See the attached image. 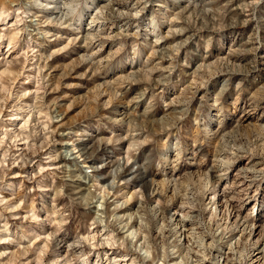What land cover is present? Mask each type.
Returning a JSON list of instances; mask_svg holds the SVG:
<instances>
[{"label":"rangeland","instance_id":"1","mask_svg":"<svg viewBox=\"0 0 264 264\" xmlns=\"http://www.w3.org/2000/svg\"><path fill=\"white\" fill-rule=\"evenodd\" d=\"M197 2L203 3L205 0ZM39 3L47 4L50 0H39ZM95 5L101 10L92 11L83 28L73 31L59 26L58 23H45L54 16L58 17L59 13L40 8L34 3L29 6L33 17L38 18L35 23H29L33 34H22L24 38L18 41L15 49L11 44L8 45V40L1 42L3 46L0 47V99L4 97V88H10L13 94L8 103L2 106L3 116L12 115L9 110L16 103V97H20L19 105L30 106L37 103L42 106L56 100V111L60 113L61 118L51 125L40 123L44 120V114L37 111L28 116L17 113L21 119L5 121L4 127L14 126L13 130L17 134L23 130L25 120L29 132L35 123L37 131L41 134L36 138L35 145L31 140L25 141L22 136L2 140L3 133L0 132V140L5 145L0 147V195L8 202L7 205L0 204V239L9 241L11 238L12 241H17L0 243V264H51L52 261H57L58 264H83L75 259L80 249H71L69 245L76 241L78 234L86 236L93 228L94 213L88 214L79 206L72 208L70 222L64 225V231L59 232L51 244L48 237L57 230V211L63 212L68 204L65 197L57 196V189L64 185L65 192L69 194L87 196L92 189V181L84 176L82 168L74 163L72 155L51 162L55 166L48 167L43 173L38 166L41 158L53 149L56 152L65 150V141L70 146L71 133L74 131L91 132V138L81 141L77 147L87 149L86 154L91 156V159L86 161L88 167L106 163L107 167L101 168L95 175L107 176L113 170L117 158L125 155L131 146L128 136L132 130L130 117L133 110L143 114L146 109L151 108L149 116L155 114L158 124L154 127L159 128L175 119L181 107L176 101L185 96L186 88H190L194 94L191 111L188 118L181 122V135L190 146L187 162L182 160L178 168L169 166L164 172L153 170L149 179L158 182L166 179L181 182L195 180L201 172L213 167L218 153L220 159H226L232 156V151L240 144H250L259 151L258 146L264 143V0L256 4H253L252 0H215L210 7L227 6L229 14L223 18L224 25L231 24L233 17L236 18L237 24L220 28L217 27L219 21L212 20L209 16L207 19L211 22L208 27L199 32L196 28L204 25V20H196V27L184 24L183 20L177 24L171 23V18L177 12L188 7L187 0H179L178 3L176 0H149L140 17H133L129 24H125V20L119 17H107L113 11L134 13L143 7L137 0H95ZM191 11L189 8L185 16L190 15ZM97 13L100 14L98 18ZM249 13L256 19L245 25L243 21L249 19ZM153 16L163 23L159 32L165 38L160 44H155L156 38L150 31L144 32L145 26L150 27V18ZM90 17L95 22L88 28ZM15 24L16 18L7 19L6 27L8 26L11 32L6 34L8 37L14 34ZM137 24L141 29L138 39L131 35L120 36L123 29H127L129 33L135 32L134 25ZM181 27L188 30L168 35L170 28ZM86 32L92 35L84 36ZM97 34L100 39H96ZM29 35L33 41L31 56L24 54L29 50L26 43ZM209 36L214 38L210 46L207 40ZM73 40L74 43L71 42ZM133 40L140 52L134 62L131 59ZM184 40H188V43L180 48L176 56L179 67L170 77L172 84L153 88L143 82L125 81L124 77H129L133 72H141L145 65L155 67L159 64L161 68H166L172 61L161 57H170L173 54L172 47ZM121 42L125 43V49L115 58L108 59L117 51ZM153 48L157 50L155 57L152 55ZM252 49L256 51L253 52ZM161 75L167 74L159 71L153 73L154 78ZM198 76L207 78L206 87H197ZM41 81L47 88L42 89ZM237 83L241 84V88L237 89ZM225 87L227 91H223ZM145 88L148 91H145ZM115 92L122 95L113 98ZM40 97H43L42 102ZM105 104L109 106L104 107ZM212 105L216 106L211 107ZM198 109L205 113L211 112L215 117L213 138L204 143L196 142L198 137L205 138V133L201 132L196 124ZM108 115L114 119H127L124 123H112L103 118ZM85 125L88 126L87 129ZM105 125L124 139L117 145L98 144L100 137L109 135ZM49 128L54 131L47 139H55L59 143L49 144L45 151L37 152L36 147L42 145ZM157 138L166 140L167 135L159 132ZM132 139H135V136ZM7 145L13 147L8 148ZM29 146L33 147L32 152L28 151ZM21 149L23 155L28 158L27 164L20 159ZM5 152L8 153L7 159ZM12 157H15L17 162H13ZM262 161L264 155H241L230 165V171L225 178L219 180L216 189L217 202L221 209L225 201H229V206L233 209L230 223L234 221L240 224V230L234 233V238L246 239L249 243L259 241L251 249L250 261L258 257L264 261V239H261L264 234V219L259 220L264 217V182L259 184L257 191L256 185L250 187L251 181L245 180L244 177L252 175L247 171L250 167H264ZM60 165L64 167L60 168ZM28 175L32 176L31 180L26 178ZM40 175L46 177L41 181V186L48 189L47 191L41 192L37 186ZM62 176L67 179H62ZM137 183V180H133L131 185L126 186L129 193ZM165 190L171 197L174 195L175 186L165 185ZM181 200V197L174 199L172 210L182 215ZM33 204L39 221L26 219ZM254 205L259 211L253 212L251 217L250 211ZM129 207H134V202ZM252 222L256 223L254 228L251 227ZM5 225L7 231L3 230ZM246 225L251 228L250 239ZM93 229L96 231V228ZM241 232L245 233L243 237ZM22 237L27 239H21ZM94 249L85 245V250L92 252L88 258L89 264H95L97 253H100L99 260L103 264L112 260V253L123 255L122 252L107 246ZM223 251V260L228 264L231 254L227 247ZM105 253L111 255L105 257Z\"/></svg>","mask_w":264,"mask_h":264},{"label":"clouds","instance_id":"2","mask_svg":"<svg viewBox=\"0 0 264 264\" xmlns=\"http://www.w3.org/2000/svg\"><path fill=\"white\" fill-rule=\"evenodd\" d=\"M148 2L149 0H137L138 4H143V7L139 10L134 13H115L113 11L109 13L107 18L119 17L125 20V24H129L133 17H140L144 8L148 6ZM176 2L178 3L179 0H176ZM259 2L260 0H252L253 4ZM34 3L40 8L59 13L58 17L54 16L52 19L46 20L45 23H58L59 26L73 31H80L88 15L95 10V0H50V3L47 4H40L39 0H2V3H0V23L6 25L9 17L16 18V24L13 27L14 35L10 40L13 49L18 46V41L23 40L22 34H33L29 23H35L38 18L33 17L32 12L29 11V6ZM214 3L215 0H205L203 3H198L197 0H187L188 7L177 12L171 18V23L177 24L183 20L184 24L196 27V20H204L205 24L200 28H196V31L199 32L203 28L208 27L211 21L207 18L211 16L212 20L219 21L217 27L236 26L237 20L235 17L232 18L231 24L224 25L223 18L229 14L226 10L227 6L225 5L221 8L209 6ZM189 8L192 11L190 15L185 16V13L189 12ZM99 15L97 13V18ZM255 19L256 17L249 13V19L244 20L243 23L246 25L250 20ZM134 26L136 27L135 32L129 33L127 29H123L120 36L131 35L138 39L141 35V29L138 24ZM162 27L163 23L158 22L157 17L153 16L150 18V27L145 26L144 32L150 31V34L156 38L155 44H160L165 38L159 32ZM187 30L186 27L179 29L170 28L168 35L171 36L176 32L182 33ZM112 38L116 39V37ZM96 39H100L98 34ZM213 39L211 36L207 38L208 46L211 45ZM5 40H9L8 35L0 33V42ZM71 42L74 43L75 41ZM26 43L29 46V50L24 54L31 56L33 54L31 35H29ZM187 43L188 40H184L182 43L174 45L171 49L173 54L170 57L166 55L161 57L172 61L166 68H161L159 64L155 67L145 65V69L141 72H133L129 77H124L125 81L131 83L143 82L153 88L172 84L170 77L179 67L176 63V56L179 54L180 48ZM2 46L3 44L0 43V47ZM125 47V43L121 42L117 51L108 59L115 58ZM252 51L255 52L256 49H252ZM152 55L153 57L157 55L155 48H153ZM139 56L138 45L133 40L131 59L134 62ZM157 71L167 75L154 78L153 73ZM29 78L32 79V77ZM206 84V77H197L198 88L206 87ZM41 85L42 89L47 88L43 81H41ZM236 87L237 89L241 88V84L237 83ZM3 91L4 97L0 99V132L3 133L2 140L10 139L13 136H22L25 141L31 140L34 145L36 144V138L41 134L37 131L35 123L32 125V131L29 132L28 124L25 120L24 128L19 134L14 132V126L4 127V123L7 120L21 119V116L17 115V113H24L25 116H28L41 111L44 114V120L40 123L46 122L48 125L56 123L61 118L60 113L56 111V100L42 106L41 103L30 106L19 105L20 97H16V103L9 110L12 115L4 117V108L2 106L8 103L9 98H12L13 94L10 88H4ZM145 91H148V89L145 88ZM184 91L185 96L178 98L176 101L181 107L175 119L159 128L154 127L158 124L155 114L149 116L151 108L146 109L143 114H138L133 110L130 117L132 130L128 136L131 146L125 155L117 158L113 170L107 176L95 175L101 168L107 167L106 163L88 167L86 161L91 159V156L86 154L87 149L77 147V144L81 141L91 138V132L85 130L72 132L70 146H68L67 141L64 142L66 145L65 150L56 152L53 149L51 153L41 158L38 166L40 167V172L43 173L48 170V167L55 166L51 162L65 158L70 153L73 156L74 163L82 168L84 176L92 181V189L87 196L69 194L65 192L64 185L57 189V196L65 197L68 200V204L63 212L57 211L59 221L56 226L57 230L48 237L50 244L55 240L59 232L64 231V225L69 224L71 209L79 206L88 214L94 213L95 218L92 221V227L96 228L95 233L89 232L87 236L78 234L76 241L69 245L71 249H80L75 259L82 261L83 264H89L88 258L92 255V252L85 250V245L96 249L107 246L123 253L119 259L110 260L107 264H121V260L125 261L126 264H221L224 257L223 250L226 247L231 254L228 258V264H254V262L250 261L251 249L259 241L249 243V240L234 238V233L240 230V224L230 223V215L233 213V209L229 206V201H225V205L221 209L217 202L216 189L219 180L227 176L228 171H230V165L235 163V159H239L241 155H248L249 153L251 155H264V143L258 146L259 151H257V148L251 147L250 144H240L232 151V156L226 159H220L218 153V158L213 167L201 172L195 180L188 179L186 182H181L166 179L163 182H158L155 179H149L153 170L164 172L169 166L178 168L181 161L187 162L186 158L190 155V146L181 135L183 127L181 122L188 118L194 94L190 91V88H186ZM223 91H227V87ZM100 94L103 95L104 93ZM120 95L122 93L115 92L113 98ZM40 101H43V97H40ZM218 104L219 98L216 101V105ZM103 106L108 107L109 105L105 104ZM103 118L117 124L124 123L127 119L125 117L114 119L111 115ZM214 122L215 117L211 112L205 113L202 109L197 110V127L201 132L205 133V138L201 139L198 137L197 143H204L206 140L210 141L213 138ZM84 127L87 129L88 126L85 125ZM105 128L109 135L100 137L98 144L117 145L124 139V137L118 136L117 132L108 128L107 125H105ZM53 131V129L49 128L47 135L43 138L42 145L36 147L37 152L45 151L49 144L55 145L59 143L55 139L51 141L47 139V136L53 135ZM159 132L166 133L167 139H158ZM133 136H135V139H132ZM2 140H0V147H5ZM6 147L12 148L13 145H7ZM28 151L32 152L33 147L29 146ZM20 153V159L24 164H27L29 161L23 155V149L20 150ZM7 157L8 153L5 152V159ZM12 160L17 162L15 157H12ZM261 163L264 164V161ZM59 167L63 168L64 166L60 165ZM247 171L251 172L252 175L250 177L245 175V180H250L249 186L256 185L257 191H259V184L264 182V167L257 168L253 166ZM26 178L31 180L32 176L28 175ZM61 178L67 179L66 176ZM44 179L46 177L40 175L37 180V186L41 192L48 190L41 186V181ZM102 180L106 182L101 183ZM133 180H137L138 183L129 193L126 186L131 185ZM165 185L175 186L173 196L169 197L166 194ZM176 197L182 198V218L179 219L178 217L181 216V213L172 210V204ZM133 202L134 207H129ZM7 203L3 196L0 195V204L7 205ZM35 213L36 208L35 204H33L32 211L26 219L30 218L32 221H39V217ZM245 227L250 239L251 230L247 225ZM3 230L7 231L6 225ZM244 235L245 233L241 232V236L243 237ZM21 239H27V237H22ZM261 239H264V234H262ZM185 240H187V243H185ZM4 242L17 241H12L11 238H9V241L0 239V243ZM104 255L107 257L111 253H105ZM99 256L100 253H97V264H103L99 260ZM51 264H58V262L52 261Z\"/></svg>","mask_w":264,"mask_h":264},{"label":"bare ground","instance_id":"3","mask_svg":"<svg viewBox=\"0 0 264 264\" xmlns=\"http://www.w3.org/2000/svg\"><path fill=\"white\" fill-rule=\"evenodd\" d=\"M2 3V2H1ZM104 6V5H103ZM97 9V11H100L101 9H100V7H97L96 5H95V10ZM100 9V10H99ZM94 17V16H93ZM91 18V17H90ZM94 20H93V18H91L90 19V21H89V23H88V28H90L89 26H91V24H92V22H93ZM7 24V23H6ZM10 24V23H9ZM0 27H1V29H0V33H4V34H10L11 32L9 31L10 30V28L7 26L6 27V25L4 24V23H0ZM11 25V24H10ZM93 25V24H92ZM87 28V29H88ZM87 34H89L90 35V33H88V32H86V33H84V36H86ZM14 34H12L10 37H9V40H8V45L10 44V40H11V38H12V36H13ZM91 35H92V33H91ZM90 35V36H91ZM1 43V42H0ZM3 43V42H2ZM7 45V46H8ZM10 50V49H9ZM7 71V70H6ZM10 72V71H9ZM68 155H71L70 153L68 154ZM68 155H67V157H68ZM87 180V179H86ZM252 199V198H251ZM219 203V202H218ZM254 209H255V211H254ZM259 211V208H256V205H254L253 206V208H252V210L250 211V216L252 215V213L254 212H258ZM252 217V216H251ZM180 218H182V215L180 216ZM236 218V217H235ZM237 219V218H236ZM236 219H234V220H236ZM262 220V219H264V217H262V218H259V220ZM258 221V220H257ZM236 222H237V220H236ZM263 222H264V220H263ZM233 223H234V221H233ZM255 225H256V223H253L252 222V225H251V227H255ZM257 225H259V224H257ZM260 228V227H259ZM251 229V228H250ZM255 230V229H254ZM253 230V231H254ZM260 231V230H259ZM89 232H92V233H95L96 231H95V229H90L89 231H88V233ZM88 233H87V235H88ZM86 235V236H87ZM84 236V235H83ZM92 249H94V248H92ZM95 250V249H94ZM112 260H114V259H119L122 255H116V254H113L112 253ZM252 262H254V264H264V261L262 260V258H256V259H252L251 260ZM94 264V263H93ZM95 264H97V261L95 260ZM121 264H126V262L125 261H123V260H121ZM221 264H227V263H225V259L223 260L222 259V261H221Z\"/></svg>","mask_w":264,"mask_h":264}]
</instances>
